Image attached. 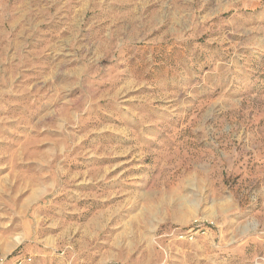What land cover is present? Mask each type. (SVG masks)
<instances>
[{"label": "rangeland", "instance_id": "rangeland-1", "mask_svg": "<svg viewBox=\"0 0 264 264\" xmlns=\"http://www.w3.org/2000/svg\"><path fill=\"white\" fill-rule=\"evenodd\" d=\"M13 254L264 264V0H0Z\"/></svg>", "mask_w": 264, "mask_h": 264}, {"label": "built area", "instance_id": "built-area-1", "mask_svg": "<svg viewBox=\"0 0 264 264\" xmlns=\"http://www.w3.org/2000/svg\"><path fill=\"white\" fill-rule=\"evenodd\" d=\"M33 258L31 256H22L13 254L10 257L0 258V264H31Z\"/></svg>", "mask_w": 264, "mask_h": 264}, {"label": "bare ground", "instance_id": "bare-ground-1", "mask_svg": "<svg viewBox=\"0 0 264 264\" xmlns=\"http://www.w3.org/2000/svg\"><path fill=\"white\" fill-rule=\"evenodd\" d=\"M20 241H21L20 239H17L15 244L17 245L18 243H20Z\"/></svg>", "mask_w": 264, "mask_h": 264}]
</instances>
